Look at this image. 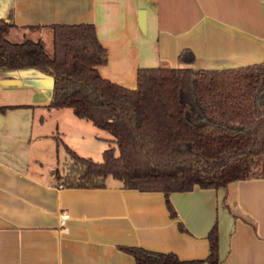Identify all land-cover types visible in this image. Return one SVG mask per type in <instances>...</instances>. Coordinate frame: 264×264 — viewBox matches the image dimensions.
I'll use <instances>...</instances> for the list:
<instances>
[{
	"label": "crops",
	"instance_id": "1",
	"mask_svg": "<svg viewBox=\"0 0 264 264\" xmlns=\"http://www.w3.org/2000/svg\"><path fill=\"white\" fill-rule=\"evenodd\" d=\"M9 14L13 42L54 24H92L107 53L98 73L129 89L138 68L182 66V49L193 54L183 66L195 70L264 62V0H0V19ZM52 85L33 68L0 69V264H133L122 247L203 260L214 224L218 264H264V173L254 170L256 160L246 180L170 193L174 218L161 192L119 181L62 187L51 159L60 122L76 130L78 143L86 129L109 139L67 108L46 109Z\"/></svg>",
	"mask_w": 264,
	"mask_h": 264
},
{
	"label": "trees",
	"instance_id": "2",
	"mask_svg": "<svg viewBox=\"0 0 264 264\" xmlns=\"http://www.w3.org/2000/svg\"><path fill=\"white\" fill-rule=\"evenodd\" d=\"M12 27L10 14L0 19V69L33 68L51 76L45 108H68L111 136L100 162L78 156L54 137L69 159L54 172L62 187L103 188L110 176L125 189L163 193L174 218L170 193L246 180L264 154V62L195 70L183 66L193 54L182 49L177 56L182 66L138 68L136 85L129 89L98 73L107 53L92 24L49 26V48L40 39L10 41L6 35ZM206 238L209 253L203 260L122 249L133 264H218L216 224Z\"/></svg>",
	"mask_w": 264,
	"mask_h": 264
},
{
	"label": "rangeland",
	"instance_id": "3",
	"mask_svg": "<svg viewBox=\"0 0 264 264\" xmlns=\"http://www.w3.org/2000/svg\"><path fill=\"white\" fill-rule=\"evenodd\" d=\"M27 38H36V39H41L43 44L45 45L46 48L50 47L51 44V35L50 31H37L35 30L34 32H29L27 33ZM9 38V36H7ZM10 39V38H9ZM11 40V39H10ZM65 111V110H64ZM68 111V115L72 119H76L74 115L71 113L70 109H66ZM51 123L55 124L56 123V118L50 121ZM85 125H88L89 129H93V131H96L97 133H100V137L102 138H107L111 139V136L104 131L101 130H96L94 126L92 125L91 122L85 120ZM84 131V129L82 130ZM101 131V132H100ZM58 138L71 150H73L78 156L80 157H85V158H90L94 162H100L102 160V151L108 147L106 140L102 139H97L95 134H93L91 131L87 130L84 131V136L85 140L83 141H78L75 140L76 136V130L71 126L65 123L64 121H61L59 124L58 128ZM82 133V135H83ZM81 134V133H80ZM98 136V135H97ZM92 141V142H91ZM71 144L72 146H70ZM102 147V149H100ZM52 164L57 167L59 170H61V167L63 164L66 162H69L68 156L66 155L64 148L61 143L58 145H55L52 151ZM256 165L254 166V170L258 172H263L264 173V156L257 157L256 159ZM105 181L107 183H114L118 182L117 180H114L110 176H108Z\"/></svg>",
	"mask_w": 264,
	"mask_h": 264
},
{
	"label": "built area",
	"instance_id": "4",
	"mask_svg": "<svg viewBox=\"0 0 264 264\" xmlns=\"http://www.w3.org/2000/svg\"><path fill=\"white\" fill-rule=\"evenodd\" d=\"M67 217L68 216H67L66 213H61V215L59 217V221H60L61 227H63V228H65L64 222L66 221Z\"/></svg>",
	"mask_w": 264,
	"mask_h": 264
},
{
	"label": "water",
	"instance_id": "5",
	"mask_svg": "<svg viewBox=\"0 0 264 264\" xmlns=\"http://www.w3.org/2000/svg\"><path fill=\"white\" fill-rule=\"evenodd\" d=\"M140 15H141V16H140V20H139V22H138V26H139V29H140L141 31H144L143 13L141 12ZM52 80H53V79H52Z\"/></svg>",
	"mask_w": 264,
	"mask_h": 264
}]
</instances>
